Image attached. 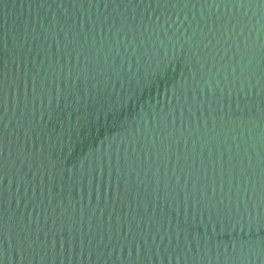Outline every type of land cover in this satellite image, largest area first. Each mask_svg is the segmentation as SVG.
<instances>
[{
	"label": "water",
	"instance_id": "1",
	"mask_svg": "<svg viewBox=\"0 0 264 264\" xmlns=\"http://www.w3.org/2000/svg\"><path fill=\"white\" fill-rule=\"evenodd\" d=\"M0 264H264V0H0Z\"/></svg>",
	"mask_w": 264,
	"mask_h": 264
},
{
	"label": "snow or ice",
	"instance_id": "2",
	"mask_svg": "<svg viewBox=\"0 0 264 264\" xmlns=\"http://www.w3.org/2000/svg\"><path fill=\"white\" fill-rule=\"evenodd\" d=\"M17 162L23 163V161H21L19 157H18ZM38 240H39V236H37L36 240H32L31 230H29L28 236H24L22 233L19 239V246L21 248V251H24L25 246L28 245L29 243H31L32 245H35ZM45 245H46V241H45Z\"/></svg>",
	"mask_w": 264,
	"mask_h": 264
}]
</instances>
